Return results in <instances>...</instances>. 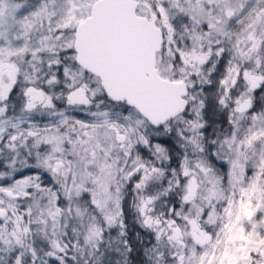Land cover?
<instances>
[{"label":"snow or ice","instance_id":"6c2138e0","mask_svg":"<svg viewBox=\"0 0 264 264\" xmlns=\"http://www.w3.org/2000/svg\"><path fill=\"white\" fill-rule=\"evenodd\" d=\"M0 264H264V0H0Z\"/></svg>","mask_w":264,"mask_h":264}]
</instances>
